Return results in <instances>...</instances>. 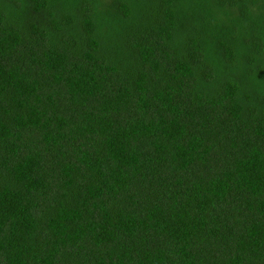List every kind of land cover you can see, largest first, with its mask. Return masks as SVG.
<instances>
[{"label":"trees","instance_id":"16d2710c","mask_svg":"<svg viewBox=\"0 0 264 264\" xmlns=\"http://www.w3.org/2000/svg\"><path fill=\"white\" fill-rule=\"evenodd\" d=\"M0 264H264V0H0Z\"/></svg>","mask_w":264,"mask_h":264}]
</instances>
